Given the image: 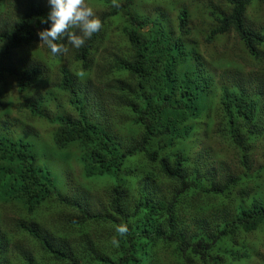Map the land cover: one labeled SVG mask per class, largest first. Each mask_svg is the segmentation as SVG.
<instances>
[{
	"label": "trees",
	"instance_id": "trees-1",
	"mask_svg": "<svg viewBox=\"0 0 264 264\" xmlns=\"http://www.w3.org/2000/svg\"><path fill=\"white\" fill-rule=\"evenodd\" d=\"M13 2L0 0V111L13 87L88 185L69 192L3 121L0 264H264V24L247 17L264 0H204L205 29L188 0H97L102 30L69 49L83 69L50 81L23 53L47 0Z\"/></svg>",
	"mask_w": 264,
	"mask_h": 264
},
{
	"label": "rangeland",
	"instance_id": "rangeland-1",
	"mask_svg": "<svg viewBox=\"0 0 264 264\" xmlns=\"http://www.w3.org/2000/svg\"><path fill=\"white\" fill-rule=\"evenodd\" d=\"M10 1L11 0H7ZM189 1H191L189 3ZM204 0H188L186 8L189 10V12L192 15L193 22L197 24H201L202 22V27L203 23H206L208 25V20L205 18V12L199 11V4L203 3ZM217 1V0H215ZM22 2V0H14L13 4H19ZM87 2L94 8V11L100 18V14L105 12L106 10L109 9L110 5L103 6V4L98 3L97 0H87ZM207 2V1H205ZM147 8L145 7V4L142 6L143 11H148L149 9L152 8L153 5H146ZM12 7V6H11ZM247 17H249L252 21L256 22L257 24L263 25L264 24V2L252 6L249 8L247 12ZM209 27V25H208ZM205 29V27H203ZM225 39V38H224ZM222 39L219 42V45H221L224 41ZM226 41H228L229 46H234V49H237L238 45V40L236 37L233 35L227 37ZM37 48L35 49H26L23 53H29L31 57L34 58H39L43 59L45 64H48L51 68V74L50 78H48V81L54 79L56 76L60 74V68L63 65L70 66L72 69L75 67L76 71H81L82 65L79 64L77 66L70 65L68 62V56L70 54V50H73V47L67 44L66 41V47L67 51L62 53L61 56V63L57 62L54 63V59L52 58V55L48 53L46 50V46L40 44L39 38L36 41ZM70 49V50H69ZM31 52V53H30ZM103 53L98 52V57L101 58ZM81 68V69H80ZM47 89H43V93L46 92ZM5 95V104L3 108L0 111V125H2L3 121H7L9 128L12 130H15V134L20 135V133H23L24 131L28 134V138H30L31 141H33L36 145V149L39 152L44 151V154L46 155H41L39 158L41 159V163L48 162L53 168L54 171L60 175L61 178V183L62 185H67L68 186V191L70 192L71 190H75V187H81L82 185H88V183L80 177V171L79 168L75 164H67L65 163L66 161H63L62 159H59L56 156L52 155V151L50 150L54 149V146H49L50 144H53L52 142V134H53V129L50 126L41 119L33 118L32 116L29 115V111L22 107L20 104L23 101L22 95L18 94V92L12 87H9L8 90L4 92ZM49 146V148H48ZM104 189V188H103ZM103 192L101 190H98V194L101 195ZM1 204V203H0ZM14 203L8 204V205H3L0 209H2L3 213L2 216L3 218H11L13 211H14Z\"/></svg>",
	"mask_w": 264,
	"mask_h": 264
},
{
	"label": "clouds",
	"instance_id": "clouds-1",
	"mask_svg": "<svg viewBox=\"0 0 264 264\" xmlns=\"http://www.w3.org/2000/svg\"><path fill=\"white\" fill-rule=\"evenodd\" d=\"M50 11L42 23L48 25L37 36L39 42L46 46L50 55L58 56L67 51L63 41L79 49L86 40L100 32L103 23L94 8L87 0H47ZM124 224L116 228V232L123 236L127 232ZM117 241L114 239L113 243Z\"/></svg>",
	"mask_w": 264,
	"mask_h": 264
}]
</instances>
